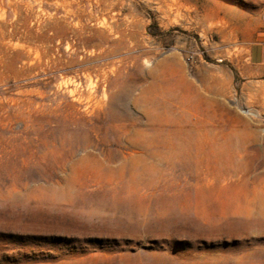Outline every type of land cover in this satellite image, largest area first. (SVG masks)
<instances>
[{"label": "rangeland", "instance_id": "obj_1", "mask_svg": "<svg viewBox=\"0 0 264 264\" xmlns=\"http://www.w3.org/2000/svg\"><path fill=\"white\" fill-rule=\"evenodd\" d=\"M258 42L264 0H0V264H264Z\"/></svg>", "mask_w": 264, "mask_h": 264}, {"label": "crops", "instance_id": "obj_2", "mask_svg": "<svg viewBox=\"0 0 264 264\" xmlns=\"http://www.w3.org/2000/svg\"><path fill=\"white\" fill-rule=\"evenodd\" d=\"M247 63L243 68L246 77H255L257 71L264 70V42L254 43L245 57Z\"/></svg>", "mask_w": 264, "mask_h": 264}, {"label": "bare ground", "instance_id": "obj_3", "mask_svg": "<svg viewBox=\"0 0 264 264\" xmlns=\"http://www.w3.org/2000/svg\"><path fill=\"white\" fill-rule=\"evenodd\" d=\"M100 1V0H98ZM115 72V68H110V67H104L102 68V70L100 71V77H102V79L106 80L109 76V73Z\"/></svg>", "mask_w": 264, "mask_h": 264}]
</instances>
